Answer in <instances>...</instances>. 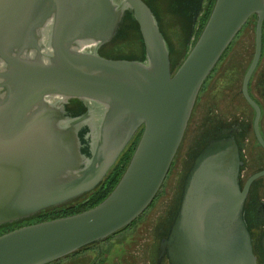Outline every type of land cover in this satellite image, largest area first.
I'll return each mask as SVG.
<instances>
[{
	"label": "water",
	"instance_id": "95a60500",
	"mask_svg": "<svg viewBox=\"0 0 264 264\" xmlns=\"http://www.w3.org/2000/svg\"><path fill=\"white\" fill-rule=\"evenodd\" d=\"M126 10L144 58L100 53ZM260 57L264 0H214L172 72L169 46L144 0H0V225L94 189L137 130L120 178L95 205L0 233V264H47L125 227L154 200L182 142L207 75L250 16ZM71 99L86 108L67 109ZM243 160L233 136L209 138L193 155L155 264H259L245 217L254 173L240 184ZM264 254V232L260 238Z\"/></svg>",
	"mask_w": 264,
	"mask_h": 264
},
{
	"label": "rangeland",
	"instance_id": "374dc122",
	"mask_svg": "<svg viewBox=\"0 0 264 264\" xmlns=\"http://www.w3.org/2000/svg\"><path fill=\"white\" fill-rule=\"evenodd\" d=\"M179 2L181 1L157 0L163 17L162 24L171 45L170 54L173 61H176L171 65L172 72L180 64L179 62L184 58L196 38L208 0L203 1V8L195 12L194 16L191 7H184ZM254 29L255 22L252 18L244 26L243 34L238 35L237 38L240 41H233L230 44L233 45L232 51H229L227 59H223L222 62L232 63L238 67L245 66V60L242 58L244 50L241 49L254 45ZM138 32L135 25L130 26L122 37L113 42L112 47L116 46L115 49L108 46L109 48L107 47L105 50H110L115 56H139L142 54L143 46L141 34ZM207 94V87H205L199 97L200 109L197 111L195 108L169 172L150 206L128 225L102 240L99 243L101 248L99 254H97L98 244H95L90 249L83 248L49 264H155L158 241L162 235V231L160 232L159 229L166 228L169 223L167 216L173 213L178 204L182 181L192 161L191 155L212 136L211 122L213 121L210 119V106L207 105L209 96L207 97ZM231 110L232 108L224 117L232 116ZM243 136L247 143L251 141L252 136L247 130ZM245 155H249L248 151L245 152ZM261 157L262 150L257 146L252 150L251 159H246L249 162L250 171L261 167L263 164L260 160ZM263 231L264 221L253 229L252 237H255L256 232L261 234ZM161 264H169V262L164 258Z\"/></svg>",
	"mask_w": 264,
	"mask_h": 264
},
{
	"label": "flooded vegetation",
	"instance_id": "af4514ba",
	"mask_svg": "<svg viewBox=\"0 0 264 264\" xmlns=\"http://www.w3.org/2000/svg\"><path fill=\"white\" fill-rule=\"evenodd\" d=\"M252 18H254V22H255L254 45L250 47L247 46L246 48L241 49L244 50L242 51V58L245 60V66L238 67L237 65L232 63L227 64L225 63V61L222 62L223 59H227V54L229 53V51H232L233 45L230 44L233 43V41H237V42L240 41V39L237 38L238 35L241 36L243 34L242 31L244 26L248 24L249 20ZM256 21H257L256 14L250 16L247 22L244 24L243 28L239 31L237 35L234 36L231 43L221 54L218 61L215 63L214 67L211 69L206 79L204 80L199 90L196 103L192 111L193 114L195 108L197 109V111L200 109L201 105L200 106L198 105V103H200L199 97L203 89L207 87V91H208L207 97L209 96L207 99V105L210 106V110H209L211 113L210 119L211 121H213L211 122L212 136H216V137L233 136L235 141H237V143L239 144L241 151V158L243 160V164L241 165V172H240L241 187L245 186L248 179L254 173L264 169V21L262 27V47H261L260 57L248 82L249 94L257 102L260 108L259 116H258L259 134H257V130L255 127V117L257 110L248 101L247 97L243 92L244 77L248 67L252 62L256 48ZM241 41H244V39H241ZM231 108H232L231 110L232 116L224 117L228 114V111H230ZM246 130L250 132L252 136L251 141L249 143L245 141V138L243 136ZM257 146L260 147V149L262 150V157L260 158V160H262L261 162L263 164H261V167H259L258 169H254L253 171H250L249 162L246 159H251L252 150ZM246 151H248L249 154L248 156L245 155ZM259 192L262 194H260ZM263 193H264V174L253 179V181L250 183L246 202H245V212L246 211H248L249 213L253 212L254 214L258 213L257 215H261L262 211L264 212ZM251 229L253 230L254 226H252ZM159 231L161 232L163 231V229L161 228L159 229ZM262 233L259 234L256 232L255 237L253 238V248L254 250H256L255 254L257 255L259 264H264V254L260 244V238ZM105 238L100 239L97 242L91 243L83 248L90 249L93 245L98 244L97 254H99L101 252L99 243ZM164 258L165 257L162 258V261L164 260Z\"/></svg>",
	"mask_w": 264,
	"mask_h": 264
},
{
	"label": "trees",
	"instance_id": "16d2710c",
	"mask_svg": "<svg viewBox=\"0 0 264 264\" xmlns=\"http://www.w3.org/2000/svg\"><path fill=\"white\" fill-rule=\"evenodd\" d=\"M144 1L150 6V8L153 10L154 14L156 15V17L158 19L160 30H161L162 34L164 35V37L168 43V46H169V57H170V63L172 65V63H174V62L176 63V61L175 60L173 61V57L170 54L171 53V45H170L169 40H168L169 37L167 36L165 29L163 27V24H162V18L163 17L161 16V9L158 6L159 4L157 3V0H144ZM179 1H181L179 3H181L182 6L187 7V8L191 7L193 10L192 12H193V16H194L195 12H197L203 8V1L204 0H179ZM213 2H214V0H208V2H207V8H206V11L204 13L203 21L201 22V25L197 31V35L199 34L201 28L203 27V24H204L209 12H210V9L212 7ZM132 25H135L136 29L139 31L138 33L141 34L139 27H138V24H137L136 20L133 18L131 11L126 10L124 15H123L122 21L119 24L117 32L115 33V35L113 36V38L109 42L102 45V47L99 50L100 53L104 56L112 57V58L143 59L144 58L143 41H142V46H143L142 54H140L139 56H126V55L115 56L111 53L110 50L109 51L105 50V49H107L108 46H111L110 48L116 47V46L112 47L113 42H115V40L117 38L122 37L126 33L127 29L130 28V26H132ZM141 40H142V37H141ZM103 49H104V51H103ZM182 59H181V61H182ZM85 108H86L85 104L78 99H71L69 101V103L67 104V109L72 114H78V113L84 111ZM140 133H141V128L139 130H137L135 135L132 137V139L129 141V143L125 146L123 151L120 153V155L118 156V158L116 159L114 164L107 171V173L105 174V176L103 177L101 182L94 189H92L88 193L83 194L82 196H80L79 198H77L71 202H67V203H64L61 205H57V206H50L48 208L42 209L38 213L32 215L29 218L18 220L17 222H13V223L2 224V225H0V233L5 232V231L12 229L14 227H17L19 225L28 223V222L45 220V219H49V218L59 217V216L71 214L74 212H78V211L87 209V208L95 205L99 201H101L110 192V190L114 187V185L116 184V182L120 178L121 174L123 173L128 161H129V158L131 157V154L134 150V147L136 145V142L138 140ZM212 137H216V136H211L210 138H212ZM196 152H194L191 155V160H192L193 155ZM177 205H176V207H177ZM176 207L173 210V213L171 215L167 216V218H169V223L166 226V228L162 231L161 237L166 234L167 229L169 227V224H170V222L173 218L174 212L176 210ZM245 217H246L249 229H250L251 233H253V230L251 229V227L254 226V228H256V226H258L260 223H262L264 221V212L262 211L261 215H257V214H254L253 212L249 213L248 211H246ZM109 236L110 235H108L107 237H109Z\"/></svg>",
	"mask_w": 264,
	"mask_h": 264
},
{
	"label": "bare ground",
	"instance_id": "6f19581e",
	"mask_svg": "<svg viewBox=\"0 0 264 264\" xmlns=\"http://www.w3.org/2000/svg\"><path fill=\"white\" fill-rule=\"evenodd\" d=\"M173 162V161H172ZM172 164V163H171ZM166 177V176H165ZM179 202V201H178ZM262 248V247H261Z\"/></svg>",
	"mask_w": 264,
	"mask_h": 264
}]
</instances>
